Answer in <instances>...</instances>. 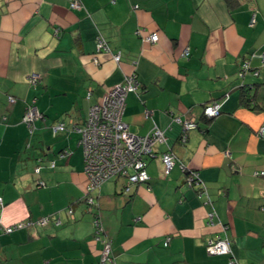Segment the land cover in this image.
<instances>
[{
  "label": "crops",
  "instance_id": "0c3cea01",
  "mask_svg": "<svg viewBox=\"0 0 264 264\" xmlns=\"http://www.w3.org/2000/svg\"><path fill=\"white\" fill-rule=\"evenodd\" d=\"M80 1L73 10L68 0H0V264H98L106 240L114 259L107 264H227L205 250L216 238L228 240L240 264H264L262 181L254 175L264 171V66L255 56L264 50V0ZM154 32L157 41L144 39ZM97 36L107 51L96 50ZM244 60L250 68L239 77ZM132 71L140 88L125 99L128 130H162L155 152L170 150L196 170L207 195L187 187L178 166L163 175L151 158L147 183L125 192L126 180L111 178L93 192L105 230L97 240L81 202L87 178L74 126ZM31 73L41 75L35 87ZM32 99L43 119L30 133L22 115ZM212 101L220 114L206 120L202 105ZM174 117L197 122L185 143ZM59 122L66 129L53 136ZM49 215L47 225L4 232Z\"/></svg>",
  "mask_w": 264,
  "mask_h": 264
},
{
  "label": "built area",
  "instance_id": "2783aa9c",
  "mask_svg": "<svg viewBox=\"0 0 264 264\" xmlns=\"http://www.w3.org/2000/svg\"><path fill=\"white\" fill-rule=\"evenodd\" d=\"M68 7L73 10H79L82 8L80 0H68ZM255 22V14H252L250 19V25ZM152 42L158 40V33L154 32L149 36L144 37ZM108 47L105 40L102 37L96 39V50L107 51ZM189 55V48L186 47L182 51V56L187 57ZM260 58L261 65L264 66V51L255 55ZM113 60L119 61V55H114ZM97 63V59H94ZM249 70V62L244 61L241 65L239 76H242ZM27 83L35 87L41 82V75L39 73H31L26 79ZM140 84L136 75L132 72L125 74L124 80L108 89L103 99L96 104H93L89 108V113L84 126L82 128H76L81 133L80 145L82 148L83 156V172L87 178V183L84 188L81 202L85 205L87 212L93 215V225L95 228L96 239H99L101 234H104L105 230L102 223V218L96 209V201L93 192L97 190L105 181L111 178H124L126 184L124 191L128 192L130 186L133 184L147 183L149 175L147 172V162L151 158H159L162 164V173L167 175L174 166H178L184 174V183L187 187L194 188L198 197L207 195V188L204 182L200 179L196 170L188 168L184 165L179 158L170 150L157 154L154 150V145L165 143L166 137L162 130L157 126L151 129V131L145 135H137L128 130V126L123 120L125 110V98L128 93L136 92ZM9 102H14L13 96H8ZM34 99L26 104L22 115V122L26 124L29 132L32 133L35 129V122L42 118V114L34 104ZM220 105L218 103H210L203 106V115L207 118H214L220 113ZM149 112H145V116H148ZM176 121L181 123L182 132L180 140L185 143L187 140L188 131L197 128V122L193 118L185 119L181 121L176 118ZM65 124L60 123L52 127V135L55 136L58 132L65 130ZM258 133L262 135L264 133V127L258 130ZM68 150H63L59 154V157L68 155ZM228 155V152H226ZM51 167L55 166V162L50 163ZM40 166L34 168V173H40ZM254 175L261 178L262 188L261 197L264 201V171H257ZM38 187L45 186L42 180H37ZM3 208V201L0 197V210ZM264 210V203L262 205ZM66 212L69 217L73 218V208L68 206ZM216 213L210 211L207 214L208 222L213 223ZM51 216H44L37 220L20 221L12 226L5 227L4 232L9 233L12 230L30 227V226H44L51 221ZM61 221L59 218L55 219V223L59 224ZM170 237H166L164 245H168ZM102 256L98 264L113 263L114 259L111 256V244L110 240L103 242ZM206 252L209 255H225L229 254L230 259L228 264H240L239 261L231 255V249L229 242L226 238L210 239L206 244Z\"/></svg>",
  "mask_w": 264,
  "mask_h": 264
},
{
  "label": "trees",
  "instance_id": "16d2710c",
  "mask_svg": "<svg viewBox=\"0 0 264 264\" xmlns=\"http://www.w3.org/2000/svg\"><path fill=\"white\" fill-rule=\"evenodd\" d=\"M82 7H83V6H82ZM97 37H99V36H97ZM100 37H102V36H100ZM102 38H103V37H102ZM103 39H104L105 42H106V39H105V38H103ZM106 44H107V42H106ZM107 47H108V46H107ZM263 51H264V50H263ZM261 52H262V51H261ZM261 52H260V53H261ZM189 53H190V50H189ZM260 53H258V54H260ZM258 54H257V55H258ZM253 55H254V54H253ZM183 57H184V56H183ZM187 57H188V56H187ZM185 58H186V57H185ZM244 61H245V60H244ZM244 61H242V62L240 63V65H239L240 67H239V69H238V71H237V72H238V73H237L238 76H239V72H240L241 65L244 63ZM260 62H261V61H260ZM249 68H250V65H249ZM133 73L136 75L135 71H133ZM254 73L257 74L258 71L255 70ZM243 75H244V74H243ZM243 75H242V76H239V77H243ZM124 77H125V75H124ZM136 77H137V75H136ZM123 80H124V78H123ZM123 80H122V81H123ZM137 80H138V78H137ZM122 81H121V82H122ZM121 82H120V83H121ZM138 82H139V81H138ZM139 84H140V82H139ZM139 88H140V86H139ZM139 88H138V90H137L136 92H130V93L138 94ZM128 94H129V93H128ZM125 99H126V98H125ZM34 100H35V99H34ZM28 103H29V102H28ZM210 103H218V102H217V101H212V102H209V103H206V104H210ZM34 104H35V101H34ZM206 104H203V105H202V109H203V106L206 105ZM218 104H219V103H218ZM219 105H220V104H219ZM219 110H220V109H219ZM145 112H146V111H145ZM147 112H148V111H147ZM40 113H41V112H40ZM41 114H42V113H41ZM150 114H151V112H149V115H150ZM219 114H220V113H219ZM149 115H148V116H149ZM202 117H203L204 119H206V120H211V119H212V118H207V117H205V116L203 115V111H202ZM40 119H43V117L40 118ZM172 119H173L174 121H176V120H175V119H176L175 117L172 118ZM178 119H179V118H178ZM60 123H63V122H59V123H56V124H54V125H51V126H50V128H51V132H52V127L55 126V125H57V124H60ZM64 124H65V123H64ZM262 127H264V126H262ZM65 129H66V128H65ZM259 129H260V128H259ZM263 135H264V133H263L262 135H260V136H263ZM60 153H61V152H59V154H60ZM59 154H58V156H59ZM60 158H62V157H60ZM52 161L55 162V160H51V161L49 162V167H51V166H50V163H51ZM40 162H41V161H40ZM38 163H39V162H38ZM36 166H40L41 169H42V167H43V166H41L40 164H37ZM51 168H53V167H51ZM41 169H40V172H41ZM38 175H39V174H38ZM3 206H4V205H3ZM0 211H1V210H0ZM24 228H25V227H24ZM19 229H22V228H19ZM15 230H18V229H15ZM13 231H14V230H12L11 232H13ZM205 250H206V249H205ZM225 255L228 257V259H227V264H228V261H229V259H230V255H229V254H225Z\"/></svg>",
  "mask_w": 264,
  "mask_h": 264
},
{
  "label": "rangeland",
  "instance_id": "374dc122",
  "mask_svg": "<svg viewBox=\"0 0 264 264\" xmlns=\"http://www.w3.org/2000/svg\"><path fill=\"white\" fill-rule=\"evenodd\" d=\"M162 169H163V167H162ZM35 174V173H34ZM90 213V212H89ZM92 215V214H91ZM92 219H93V215H92ZM103 221V220H102ZM38 226V225H37Z\"/></svg>",
  "mask_w": 264,
  "mask_h": 264
},
{
  "label": "bare ground",
  "instance_id": "6f19581e",
  "mask_svg": "<svg viewBox=\"0 0 264 264\" xmlns=\"http://www.w3.org/2000/svg\"><path fill=\"white\" fill-rule=\"evenodd\" d=\"M193 130V129H192Z\"/></svg>",
  "mask_w": 264,
  "mask_h": 264
}]
</instances>
